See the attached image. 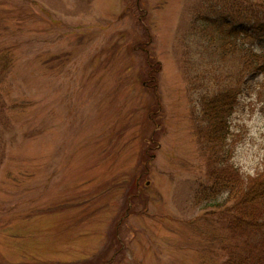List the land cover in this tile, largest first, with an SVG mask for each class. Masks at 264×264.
Here are the masks:
<instances>
[{"label":"rangeland","instance_id":"obj_1","mask_svg":"<svg viewBox=\"0 0 264 264\" xmlns=\"http://www.w3.org/2000/svg\"><path fill=\"white\" fill-rule=\"evenodd\" d=\"M250 1L0 0V264H223L264 245L232 238L233 198L208 181L264 172ZM222 92L223 148L206 112Z\"/></svg>","mask_w":264,"mask_h":264},{"label":"trees","instance_id":"obj_2","mask_svg":"<svg viewBox=\"0 0 264 264\" xmlns=\"http://www.w3.org/2000/svg\"><path fill=\"white\" fill-rule=\"evenodd\" d=\"M250 3V23L252 25L250 35L256 38L260 46H262V43H264V24H262V21L264 22V0H251ZM263 54L264 46H262L260 55H252L248 64L252 73L264 67L263 64L259 63L260 56ZM220 94L225 95H221L212 101L206 112L210 113L213 111V114L210 117L208 116V118L211 124H215L212 128H209L208 138L217 142L218 145L220 143V147L223 148L229 136L228 120L234 107L232 95L234 93L222 92ZM224 153L226 152L224 151ZM225 173L226 171H223L218 176L211 175L208 180L219 186L225 193L227 192V198H233L232 201H234L233 223L229 221V224H222L223 227L232 229L231 233H235V236L232 237L233 239L237 240V234L242 232V229H246L251 238L254 237L255 239V236H260L264 242V172L247 180H241L237 172H234L235 175L232 172L229 176ZM227 201L217 203L215 206L224 209ZM224 250H229V257L223 264H264V245L261 247L256 245L246 246L236 241L235 246L231 249L230 247L229 249L225 247ZM233 250H236L235 254L231 252Z\"/></svg>","mask_w":264,"mask_h":264}]
</instances>
